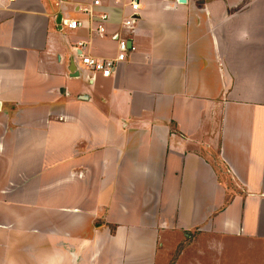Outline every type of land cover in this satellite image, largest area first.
<instances>
[{
	"label": "crops",
	"instance_id": "crops-1",
	"mask_svg": "<svg viewBox=\"0 0 264 264\" xmlns=\"http://www.w3.org/2000/svg\"><path fill=\"white\" fill-rule=\"evenodd\" d=\"M94 1L0 0V264H158L183 233L213 238L200 264H244L264 244V0H137L131 34L133 0H100L106 35L61 25ZM119 31L127 59L89 81L75 48L115 58Z\"/></svg>",
	"mask_w": 264,
	"mask_h": 264
},
{
	"label": "built area",
	"instance_id": "built-area-1",
	"mask_svg": "<svg viewBox=\"0 0 264 264\" xmlns=\"http://www.w3.org/2000/svg\"><path fill=\"white\" fill-rule=\"evenodd\" d=\"M14 1V0H12ZM56 6L67 3V0H49ZM100 6V0H96L93 4L84 5L80 8L81 13L86 16V20L82 21L76 18H68L63 20L61 24L68 30H78L87 27L91 34H98L104 36L107 33V22L110 19L108 13H97L94 7ZM131 13L128 18L123 22L122 28L133 33L134 27L137 22V17L141 11V4L137 0L130 3ZM114 39L118 43V55L115 58H98L88 53H82V49L86 47L84 42H79L76 49L80 53L82 70L87 74L89 81H96L97 77L110 78L113 76L119 65L127 59L128 53L131 51L129 45L130 40L122 35V32L114 34Z\"/></svg>",
	"mask_w": 264,
	"mask_h": 264
},
{
	"label": "rangeland",
	"instance_id": "rangeland-1",
	"mask_svg": "<svg viewBox=\"0 0 264 264\" xmlns=\"http://www.w3.org/2000/svg\"><path fill=\"white\" fill-rule=\"evenodd\" d=\"M198 234L199 233H194V235H189V237H187L186 234L183 233L179 237H174L176 239H174L175 241H173L172 243H167L165 241L164 243L166 244H163V247H159V249L161 250L160 255H162L163 257L162 260L158 262V264H172L177 254L180 255L179 264H187V262L193 264H200L201 257L203 256L202 248H204V250L207 252V242L210 241L213 243V241H211L213 240V238L210 237V240L208 239L207 241L206 237H200L201 235ZM186 238H188V240L190 239V241H187ZM186 241L188 243L187 246L185 245ZM251 244L252 243H249V245L247 244L248 246L244 245L245 248L243 245H240V253L242 252L245 255L242 256L239 260L244 264H264V244L250 246ZM180 245L182 246L181 252H177L178 248H180ZM225 252L227 253V255H225ZM232 254L234 256V252ZM233 260L234 259L231 260V257L227 251H223V249H220L216 251V255L213 259L212 264H225L227 261L230 262ZM235 264H239V262L236 261Z\"/></svg>",
	"mask_w": 264,
	"mask_h": 264
},
{
	"label": "water",
	"instance_id": "water-1",
	"mask_svg": "<svg viewBox=\"0 0 264 264\" xmlns=\"http://www.w3.org/2000/svg\"><path fill=\"white\" fill-rule=\"evenodd\" d=\"M179 2L185 4V3H187V0H179ZM57 23H58V24H61V23H62L61 15H59L58 20H57ZM130 46H131V43H130ZM75 64H76V63H75V59H74V57H73V59H72V65L75 66ZM70 71L73 72L74 69L71 68ZM74 76H75V77H79V76H80V73L77 72L76 75H74ZM0 107H1V104H0Z\"/></svg>",
	"mask_w": 264,
	"mask_h": 264
}]
</instances>
